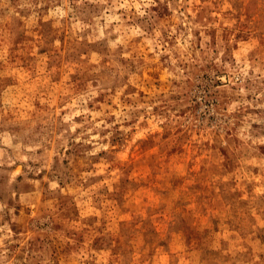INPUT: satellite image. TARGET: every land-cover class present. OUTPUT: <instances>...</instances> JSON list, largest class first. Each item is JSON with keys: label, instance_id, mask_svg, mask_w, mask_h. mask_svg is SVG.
Wrapping results in <instances>:
<instances>
[{"label": "rangeland", "instance_id": "374dc122", "mask_svg": "<svg viewBox=\"0 0 264 264\" xmlns=\"http://www.w3.org/2000/svg\"><path fill=\"white\" fill-rule=\"evenodd\" d=\"M0 264H264V0H0Z\"/></svg>", "mask_w": 264, "mask_h": 264}]
</instances>
